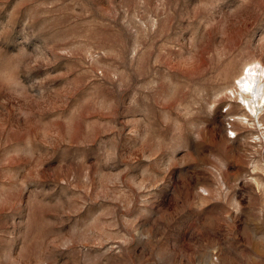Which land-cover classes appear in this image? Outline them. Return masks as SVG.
<instances>
[{"label":"rangeland","instance_id":"rangeland-1","mask_svg":"<svg viewBox=\"0 0 264 264\" xmlns=\"http://www.w3.org/2000/svg\"><path fill=\"white\" fill-rule=\"evenodd\" d=\"M244 69L264 0H0V264H264Z\"/></svg>","mask_w":264,"mask_h":264},{"label":"bare ground","instance_id":"bare-ground-1","mask_svg":"<svg viewBox=\"0 0 264 264\" xmlns=\"http://www.w3.org/2000/svg\"><path fill=\"white\" fill-rule=\"evenodd\" d=\"M263 71L264 70L262 69V74L260 76L255 73L256 71H254V69H250L249 71H246V69H244L243 71L238 73L237 85L240 87L238 88L240 92L239 98H241L242 96L243 101L241 102L244 103H241V105L249 106L251 108L252 104H255V102L264 104V79L262 77ZM237 85L235 84V86L233 87H236Z\"/></svg>","mask_w":264,"mask_h":264}]
</instances>
